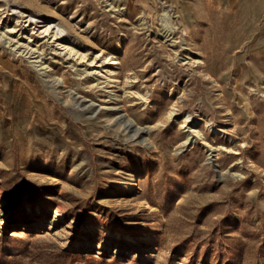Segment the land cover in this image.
Segmentation results:
<instances>
[{"label": "rangeland", "instance_id": "374dc122", "mask_svg": "<svg viewBox=\"0 0 264 264\" xmlns=\"http://www.w3.org/2000/svg\"><path fill=\"white\" fill-rule=\"evenodd\" d=\"M0 33V264H264V0H0Z\"/></svg>", "mask_w": 264, "mask_h": 264}, {"label": "bare ground", "instance_id": "6f19581e", "mask_svg": "<svg viewBox=\"0 0 264 264\" xmlns=\"http://www.w3.org/2000/svg\"><path fill=\"white\" fill-rule=\"evenodd\" d=\"M27 14V13H26ZM32 19H34V17H31ZM38 22H40V23H42V22H44V21H38ZM53 22L54 21H49V22H47L46 23V25H45V27H46V29L44 30V31H48L53 25ZM163 25H164V28H166L167 30H170L171 32H172V29H173V26L171 25V23L169 22V20H168V13L166 12L165 13V20H164V23H163ZM55 27H57L58 28V32L59 33H64V31H65V29L63 28V27H61L60 25H58V24H56V26ZM51 30V29H50ZM166 31V30H165ZM169 34H171V33H169ZM5 35H4V33H0V44L2 43V41L5 39V37H7V35L4 37ZM13 41H9V44H11V46L13 47V49L16 51V52H18L19 54H22V55H24V54H29V52H30V50H32V48L31 49H28V48H24L21 44H14V43H12ZM8 44V45H9ZM27 44V43H26ZM30 54H32V53H30ZM38 56V55H37ZM36 56H33V59L35 58ZM32 60V59H31ZM33 62H35V63H38L39 62V60L38 59H34L33 60ZM38 65V64H37Z\"/></svg>", "mask_w": 264, "mask_h": 264}]
</instances>
